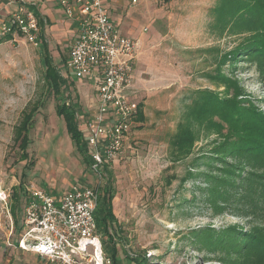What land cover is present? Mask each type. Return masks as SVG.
Wrapping results in <instances>:
<instances>
[{"label":"rangeland","instance_id":"1","mask_svg":"<svg viewBox=\"0 0 264 264\" xmlns=\"http://www.w3.org/2000/svg\"><path fill=\"white\" fill-rule=\"evenodd\" d=\"M238 1L140 0L128 5L129 16L139 22L130 96L143 121L132 120L121 154L107 166L108 178L86 166V155L56 110L69 101L75 112L86 114L95 95L91 87L70 83L74 79L68 71V90H60L59 96L48 93L41 45L21 38L0 44V264H47L15 248L25 207L21 185L24 191L33 188L54 196L81 179L97 191L101 212L103 190L111 194L116 224L108 238L102 230L97 234L104 254L115 249L117 264H132L131 259L135 264H264V250L256 244L264 243V184L254 188L255 182L248 181L264 175L262 155L255 152L248 162L236 155L214 158L218 146L238 138L229 125L216 129L189 121L195 140L186 156L175 155L180 153L171 143L199 92L237 98L264 115V62L246 53L232 57L259 34L249 28L251 16L236 11ZM51 32L47 45L59 69L65 50H56L58 39ZM36 102L41 106L20 157L14 129L23 111ZM226 169L236 175L227 176ZM205 175L223 177L222 185ZM215 187L225 189V196L212 195ZM115 235L119 241L109 242ZM224 246L231 252L225 254Z\"/></svg>","mask_w":264,"mask_h":264},{"label":"built area","instance_id":"2","mask_svg":"<svg viewBox=\"0 0 264 264\" xmlns=\"http://www.w3.org/2000/svg\"><path fill=\"white\" fill-rule=\"evenodd\" d=\"M126 1L129 6L140 2ZM105 2L60 1L65 15L75 16L77 22L65 70L74 81L87 83L95 94V110L87 121L84 142L89 168L99 177L103 166H110L121 154L138 112V104L130 96L138 41L120 35ZM38 32L36 17L22 0L7 17L0 15V44L23 39L37 46ZM24 194V217L15 248L47 264H110L97 234L96 190L73 186L59 198L33 188ZM2 196L0 189V200Z\"/></svg>","mask_w":264,"mask_h":264},{"label":"trees","instance_id":"3","mask_svg":"<svg viewBox=\"0 0 264 264\" xmlns=\"http://www.w3.org/2000/svg\"><path fill=\"white\" fill-rule=\"evenodd\" d=\"M236 6L237 12H240L243 15L248 14L249 16H251L250 20L247 21L249 28L258 29L259 34L257 36H253L251 39L249 38V44H246L241 47L238 51H235L232 56L233 60L236 59L237 56H241L246 53L248 58L264 62V0H240L236 2ZM247 26H239V28L241 27L243 29H248ZM41 50L43 53V64L45 66L43 83L46 85V91L48 93H55L59 96L60 90L65 89L67 91L69 87V84L67 85L66 80L63 78V74H65L66 79L69 78V75L67 77V70H65L67 59L64 61V69L62 71L63 74L61 75L57 67L54 65L52 58L46 49L45 44L41 45ZM66 96L68 97V94ZM241 104L242 103L237 98L224 99L221 98L219 95L209 91L199 92V97L195 99L191 106L188 108V112L185 117L186 121L184 123H180L179 125L180 133H178L171 142L173 149L176 151L175 153H180L174 154L178 156L182 154L183 156H186L189 154V150L195 140V132L192 128V124H190L189 122L192 121L194 124L204 123L206 126H211L216 129H219L220 127H222V125H229L231 135H236L238 137L237 140H234V142L232 143H229L225 146H218V151L213 153L214 158L223 160L227 155H236L242 156L240 158L245 159L248 162L247 157H249L250 155L252 159H254L255 152H258L260 155H262V158L264 160V115L256 111L253 107H245ZM39 106H41L40 102H36L31 106H28L23 111V115L18 126L14 129V140L18 144L17 148L18 150H20V157L28 144V141L26 140V132L30 126L33 116L39 109ZM56 110L57 115L64 117L67 131L70 135L71 140L75 142L79 152L84 153L86 155L85 162L86 166L89 168L90 161L87 155V149L84 139L82 138V134L78 129L76 112L74 108L66 102L63 105L57 106ZM134 120L138 123L143 121V114L139 106L138 112ZM254 162L256 163L257 161L254 160L253 163ZM103 172L104 175L108 178L109 171L107 166H103L101 173ZM223 172L226 173L227 176L231 177L236 175V172L234 173L232 170L230 171L229 169H226ZM205 176L207 177L208 175ZM208 177H210V179L214 181H218V185H222L223 177L220 179L213 178L212 176ZM263 177L264 175H261V178L258 179L253 176V179H249L248 181H251L253 183L255 182L254 188H256L259 187L261 184H264L261 181ZM228 180L229 179L226 178L224 182L227 183ZM230 183L233 185L234 182L230 180ZM215 189H217V187L211 189L212 192L210 193L212 195H219L220 197L225 196L226 193L223 195L221 194L223 190L225 191V189L221 188L219 191ZM258 189L256 190L257 192ZM20 191L23 193L22 195H24L25 200V194L22 185ZM104 194L105 193L103 190L101 201L104 205L102 208V212L101 210H98L99 203L97 202V208L95 211V223L97 232L99 230H102L108 238L109 235L107 233L110 230V226L115 225L116 222L114 220L112 212L111 194ZM14 199H17L16 206L17 204L20 205L18 195L17 197H14ZM100 204L102 206V203ZM16 206H14L15 208L13 207L11 210V213L14 216L17 213ZM206 235H208V237L210 236L209 234ZM116 241H119L116 235L114 238L109 239V242L112 243H115ZM217 244L220 246L223 243L217 242ZM256 244H258V247L260 249L264 250V243L260 244L257 242ZM113 247H115V245ZM113 249L114 248H111L110 254H107L105 252V255L109 258L110 264H117V254L115 252V249ZM223 251H225V254L231 252L226 246H224ZM131 262L132 264H135V261L132 259Z\"/></svg>","mask_w":264,"mask_h":264},{"label":"crops","instance_id":"4","mask_svg":"<svg viewBox=\"0 0 264 264\" xmlns=\"http://www.w3.org/2000/svg\"><path fill=\"white\" fill-rule=\"evenodd\" d=\"M22 1L29 8V10H31L34 13L36 20L38 22V28H39L38 45L45 44L47 51L49 52V54L52 55L47 45L48 44L47 39L49 38L47 32L52 31L54 33L53 36H55V39H58L56 50L57 51L65 50V57L62 59V64H63L64 61L67 59L70 44L76 37L77 22L75 16L74 18H69L65 15L63 8L60 6L61 0H22ZM19 4H20V0H0V15L2 17H7L9 14H11L13 11L16 10ZM105 5L108 8L110 19L116 25L120 35L135 39L136 38L135 29L137 28L139 22L137 21L136 18L133 19L131 15L129 16L132 10L128 9L129 6L127 4V1L106 0ZM63 37L66 38L63 39ZM59 39H61L64 42V45L60 44ZM58 70L62 75L63 65L62 68H59ZM63 78L67 80L65 74H63ZM68 79H70V77ZM73 82L78 84H85L84 82H77L74 80H72L70 83ZM132 88L133 87L130 88V91H132ZM89 90L90 92H92L91 88ZM95 102L96 99L93 96V101L90 104L92 108H89L86 114L76 112V119L81 124V126L80 124H78V129L81 132L83 139L84 136L86 135L87 121L95 110ZM67 103H69V101H67ZM71 106L75 108L73 104H71ZM84 183L85 180L81 179L79 180V182L72 184L68 188L63 190V192H61L60 195L54 194L53 197L59 198L64 192L68 191L73 186L86 187Z\"/></svg>","mask_w":264,"mask_h":264}]
</instances>
